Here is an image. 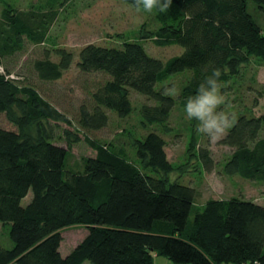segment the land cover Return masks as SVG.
Here are the masks:
<instances>
[{
	"label": "trees",
	"instance_id": "trees-1",
	"mask_svg": "<svg viewBox=\"0 0 264 264\" xmlns=\"http://www.w3.org/2000/svg\"><path fill=\"white\" fill-rule=\"evenodd\" d=\"M120 1L134 7V0ZM72 2L39 0L21 10L18 0H0V115L16 128L0 127V225L6 230L0 264H154L156 256L174 264H264V206L236 197L198 204L197 189L181 176L173 178L176 167L164 138L173 131L169 122L176 106L184 109L214 69L222 73L225 93L252 63L264 67V0H172L167 12L153 10L156 29L143 25L139 40L120 47L86 45L78 54L79 71L111 79L91 95V105H81L75 128L4 68L27 43L49 41L62 9ZM147 41L184 52L164 62L148 54ZM54 53L57 61L46 54L34 63L42 82L61 80L74 64L66 49L55 47ZM178 76L185 78L178 96L164 95ZM131 92L152 103L142 106L141 128L157 131L134 137L131 153L87 138L96 155L73 169L70 150L80 129L106 128L109 112L121 120L131 117ZM61 125L73 131L58 134ZM220 144L232 149L225 175L264 184V113L236 116ZM187 154L199 171H213L210 150L195 135ZM30 193L31 202L23 206ZM73 227L88 234L63 257L62 233Z\"/></svg>",
	"mask_w": 264,
	"mask_h": 264
},
{
	"label": "rangeland",
	"instance_id": "rangeland-1",
	"mask_svg": "<svg viewBox=\"0 0 264 264\" xmlns=\"http://www.w3.org/2000/svg\"><path fill=\"white\" fill-rule=\"evenodd\" d=\"M39 0H18V8L26 10L27 5H37ZM252 3L250 2V8ZM2 7L0 5V13ZM155 13L137 11L136 8L127 5L120 0H74L64 6L58 20L52 27L49 41L43 45L27 43L24 52L6 60L4 68L9 69L15 77L21 78L20 84L35 88L39 94L53 104L61 113L71 119L73 128L77 126L79 109L81 105H91V95L111 78L102 73L82 74L77 63L80 51L89 44L101 47H120L126 40H139L142 34V26L150 30L156 29L154 21ZM150 56L167 62L169 59L181 55L184 49L179 46L169 48L156 47L152 41L144 43ZM55 47L66 49L74 54V64L64 73L57 82H42L38 79L34 70V63L43 60L46 54L51 55L53 61H57ZM185 78L175 77L177 95ZM226 103L221 109L229 113L260 116L264 113V67L252 63L244 70L243 76L237 79L230 91L224 93ZM131 101L134 106V114L125 120L119 119L116 114L109 112L110 123L100 131H85L80 129L79 142L71 148L72 158L70 165L78 169L83 158L94 157L96 152L86 142L92 141L108 146L114 144L115 148L125 147L131 153L130 142L134 137L143 138L149 131H157L156 128L147 130L140 126L139 113L144 105H151L145 97L131 92ZM173 131L164 134L167 142L166 153L169 161L176 167L173 178H182V183L191 185L197 189L198 204H205L210 199L229 200L241 198L255 201L264 205V184H258L243 180L239 177H230L224 174V165L232 154V149L221 145L218 140L210 141L209 138L196 131L195 120L187 118L183 108L176 106L170 120ZM0 127L7 130H16L9 123L5 115H0ZM72 127L61 125L58 134H64L66 130L73 131ZM195 135L201 148L210 150L214 168L212 172L199 171L197 161H191L188 156V145L191 136ZM74 138V137H73ZM62 145L63 142H61ZM189 167L181 171L182 164ZM196 167V168H195ZM32 199V193L24 199L23 206H27ZM5 228L0 225V240L6 238ZM88 230L84 227L65 229L62 233L63 243L61 252L66 255L87 236ZM70 252V253H71ZM85 264H91L86 262Z\"/></svg>",
	"mask_w": 264,
	"mask_h": 264
},
{
	"label": "clouds",
	"instance_id": "clouds-1",
	"mask_svg": "<svg viewBox=\"0 0 264 264\" xmlns=\"http://www.w3.org/2000/svg\"><path fill=\"white\" fill-rule=\"evenodd\" d=\"M171 5L172 0H134L133 3L138 12L143 10L148 13L153 10L167 12ZM221 75L219 69H214L212 74L199 84L195 95L187 97L184 105L187 118L197 122L196 131L207 136L210 141L222 139L236 120L235 113L221 109V105L226 103V96L221 91ZM163 94L177 95V89L174 85L167 87Z\"/></svg>",
	"mask_w": 264,
	"mask_h": 264
},
{
	"label": "crops",
	"instance_id": "crops-1",
	"mask_svg": "<svg viewBox=\"0 0 264 264\" xmlns=\"http://www.w3.org/2000/svg\"><path fill=\"white\" fill-rule=\"evenodd\" d=\"M260 205H263V204H260ZM61 249H62V245H61V248H60V252H61ZM70 252L67 253L66 255H63L62 252H61V254H62L63 257H66V256H68L70 254ZM154 264H174V263H172L171 261H169V260H167V259H165L163 257L156 256L155 259H154Z\"/></svg>",
	"mask_w": 264,
	"mask_h": 264
}]
</instances>
